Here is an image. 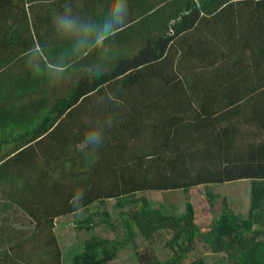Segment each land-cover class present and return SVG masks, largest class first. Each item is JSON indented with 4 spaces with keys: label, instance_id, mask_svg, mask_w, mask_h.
Returning <instances> with one entry per match:
<instances>
[{
    "label": "trees",
    "instance_id": "1",
    "mask_svg": "<svg viewBox=\"0 0 264 264\" xmlns=\"http://www.w3.org/2000/svg\"><path fill=\"white\" fill-rule=\"evenodd\" d=\"M127 3L122 24L133 23L119 28L117 46L102 60L106 40L78 49L77 41L44 43L40 26L0 28V111L9 116L12 104L27 117L44 111L33 114L41 122L25 132L22 152L0 164V264H110L124 250L138 264H206L204 250L223 254L228 264H264V139L235 152L233 125L239 119L240 126L264 130V0ZM105 15L95 13L93 21ZM253 71H261L257 83L237 90ZM93 128L100 143L86 146ZM149 132L153 154L145 144ZM200 139L204 150L195 152ZM30 151L43 156L31 158ZM197 155L214 168L192 167ZM245 178L247 214L234 213L222 196L204 232L188 196L181 209V201L146 195ZM220 196L209 190L213 208ZM102 199H114L98 214L113 235L96 234L99 216H86L77 225L90 234L63 258L56 218ZM156 235H168L165 260L152 246L140 248L139 239L153 243Z\"/></svg>",
    "mask_w": 264,
    "mask_h": 264
},
{
    "label": "crops",
    "instance_id": "2",
    "mask_svg": "<svg viewBox=\"0 0 264 264\" xmlns=\"http://www.w3.org/2000/svg\"><path fill=\"white\" fill-rule=\"evenodd\" d=\"M4 1L5 0H0V28L8 27V28L27 29L29 28V26H31L32 29H34L36 26H40L37 28H39L40 30L41 41L47 43L55 40L58 42L62 41V44L74 43L79 39V36L77 34L66 33L64 31H61L59 35V33H57L54 30V28H60L58 27L60 16L70 15L72 17H75L77 23L80 25L96 23L93 21V15L95 13L100 14V16L105 15L108 11V4H109V0H22L20 2L21 5H5ZM16 1L17 0H15V2ZM146 9H143L142 11ZM242 10L246 11V8L243 7ZM139 11L140 10H138V12ZM129 12L131 11L128 9L127 13ZM99 23L100 21L98 20L97 24ZM132 23H127V24L125 23V25L121 23L119 28L123 30L125 27H128ZM243 23H244V19H243ZM138 27H145V26L140 24ZM119 28L116 29L117 32L118 30H120ZM87 39L89 40L92 39V36L88 37ZM35 43H36V39H35ZM105 43L106 45H108V47H106L105 50L101 48L100 54L97 56L100 60L104 59L106 56H111V48L116 47L118 44L117 37H113V38L110 37L109 39L106 40ZM39 48L40 47H38V49ZM260 72L261 71H259L257 75L254 71L252 73H249L252 79L245 81V83L242 84V87H236L237 90L239 89V91H244L243 90L245 89L243 87L244 85L248 86L246 87L247 89L254 86L257 83L256 81L261 77ZM169 89L170 88L168 89L161 88V91L165 92L166 90ZM143 91H146V89ZM172 91L177 92L174 91L173 89ZM141 94L142 93H139L138 95ZM141 98H143V96ZM131 100L134 99L132 98ZM168 101L169 100H164V102H168ZM1 110L4 109L2 108ZM24 110L25 109H23L20 104H12L11 112L8 113L9 116L6 117L5 113L3 111H0V164L3 163L5 159L15 158V156L18 155V153L22 152V150L21 151L19 150L20 145L28 141V138L25 139L24 137L25 132L28 131L30 133L32 125H37L39 124V122H41L35 119L33 114L37 116L39 113H42L43 108L36 109V111L31 112V114H29L28 117L25 116V114L22 115V111ZM81 119L84 120L85 117L81 116ZM238 121L239 120L234 119L233 125L238 126L239 125ZM224 124L228 125L229 119H226ZM238 134L239 133H236V136ZM43 138L44 137L38 139L37 141H40ZM259 138L263 140L264 136L263 137L260 136ZM42 152L43 151H37V152L30 151L28 153V156H30L31 158H36L39 156H43ZM36 154H39V156H37ZM241 180L243 179H237L234 181H241ZM228 182H233V181H228ZM210 185L204 186L203 184H200L195 187H191L187 193L183 192L181 189L165 190L162 192L163 195L158 200L167 202L168 204L172 202H176V200L178 201V203L181 201V209H183L184 207L183 202L185 201V199H187L188 196V200L192 204V207L194 209L195 217L215 216V213L213 215L209 213V211L211 212V210L215 212L217 209H219L218 203L217 205H215V208H213L212 205L209 203V198H208L209 190L212 193H214L211 190ZM248 191H249L248 200L250 203V189ZM195 195L196 197H194ZM224 195L227 198L229 197L226 193ZM229 198L228 201L234 213L241 214L240 212L237 211V209L235 210V208L232 207V203ZM242 198L244 197L241 196L240 198L236 197L234 199L236 206L240 205ZM205 201H207V204ZM72 214L73 213H69L66 215L63 214L59 216L65 217ZM61 226L63 227L65 225L62 224Z\"/></svg>",
    "mask_w": 264,
    "mask_h": 264
},
{
    "label": "rangeland",
    "instance_id": "3",
    "mask_svg": "<svg viewBox=\"0 0 264 264\" xmlns=\"http://www.w3.org/2000/svg\"><path fill=\"white\" fill-rule=\"evenodd\" d=\"M94 111L95 109L91 108L89 112H94ZM154 116H155V113H154ZM236 127L239 130V134L236 136V144L234 147L235 152H239L247 148L245 147V145H247V143L249 142L261 141V139L259 138L260 135L261 137L264 136V131L262 130H259V131L257 129L251 130L249 126L248 127L240 126V124ZM146 137L147 138H146L145 144L146 145L149 144V147L147 148L148 153L153 154V149H154V144H155L154 138L156 137H153L151 132H149L146 135ZM202 140L204 139H200V140L193 142L195 152L204 150L205 142ZM145 161H146V164H149V165L156 164V165H161L164 167V162L153 161V159L148 160V158H146ZM221 163L222 161L220 160L216 161V165L219 167H222ZM200 164H202V166L214 168V166L211 165L210 160H207V158H203L202 156L197 155L195 158V161L191 165L192 167L195 168V167H199ZM145 168H147V165L145 166ZM150 171H152L153 173H156V170L154 171L150 170ZM250 185H251L250 180L243 179L241 181L233 180V182L213 183L210 185L211 186L210 188L214 193L221 195L220 197L217 198V201H219L218 203L219 208L221 205V199H222L221 197L225 196L224 194L226 193L230 197L228 198L230 199L232 203V207H234L235 210L237 209V211L240 212L241 214H247L248 209H249V200H248L249 191L248 190L250 189ZM146 195L154 200H158L159 198H161L163 194L161 191H147ZM241 196L244 198L241 199L240 205L236 206L234 199L236 197L240 198ZM194 197H196V195ZM205 202L207 204V201ZM113 203H114V199L95 200V202H93L90 206L80 209L76 211L75 213H73L72 215L65 216V217L59 216L56 218V232L58 235L60 246L62 247L63 258H68L72 256L71 254L75 252L73 249L77 247L78 245H80L81 242L84 241V239L87 238L88 235L90 234V231H88L86 228H79L77 225L78 224L77 221L78 220L83 221V218H85L86 216H99L98 214L102 210H110ZM209 213L213 215L214 213L216 214V211L213 212L211 210V212L209 211ZM17 215L19 216V214ZM213 217L215 216H196V217L194 216V221H195L196 226L198 227V230L202 232H204L205 230H208ZM99 220H100V223L96 225V227L94 228V232L96 234H101L103 236L111 237L113 235V232H112L113 230H111L108 225H106L103 221H101L102 219L100 218V216H99ZM62 224L65 226L62 227L61 226ZM167 237L168 235H165V238H162L161 236L156 235V237L153 238V243L149 241L144 242L143 239H139V244L142 246L140 248L143 249V248L152 246V249L156 253V255H158L160 259L165 260L166 257H168L170 254L169 249L164 245L165 239ZM197 245L198 247H200L202 246V243H199V244L197 243ZM203 252H204L203 256L205 258L206 264H228L227 261L223 259V254L214 253L208 250H204ZM63 264H67V263L64 262ZM110 264H138V262L134 258L131 257V255L129 254V250H124L121 253H119L118 257L114 261H112Z\"/></svg>",
    "mask_w": 264,
    "mask_h": 264
},
{
    "label": "clouds",
    "instance_id": "4",
    "mask_svg": "<svg viewBox=\"0 0 264 264\" xmlns=\"http://www.w3.org/2000/svg\"><path fill=\"white\" fill-rule=\"evenodd\" d=\"M70 11V10H69ZM128 11L127 0H109L108 11L102 21L80 25L75 17L62 15L59 17L58 27L66 33L79 36L77 48L99 47L110 37L118 35L116 29L125 20ZM94 36V39H87ZM101 133L97 129H89L83 139L86 146H95L100 143Z\"/></svg>",
    "mask_w": 264,
    "mask_h": 264
}]
</instances>
